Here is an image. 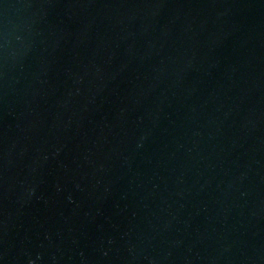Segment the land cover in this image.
I'll use <instances>...</instances> for the list:
<instances>
[{
  "label": "water",
  "instance_id": "water-1",
  "mask_svg": "<svg viewBox=\"0 0 264 264\" xmlns=\"http://www.w3.org/2000/svg\"><path fill=\"white\" fill-rule=\"evenodd\" d=\"M0 264H264V0H0Z\"/></svg>",
  "mask_w": 264,
  "mask_h": 264
}]
</instances>
